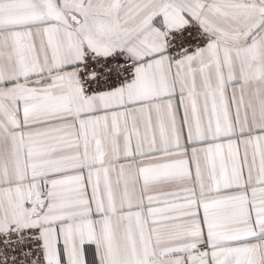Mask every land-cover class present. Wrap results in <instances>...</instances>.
I'll return each mask as SVG.
<instances>
[{"label":"snow or ice","instance_id":"1","mask_svg":"<svg viewBox=\"0 0 264 264\" xmlns=\"http://www.w3.org/2000/svg\"><path fill=\"white\" fill-rule=\"evenodd\" d=\"M0 264H264V0H0Z\"/></svg>","mask_w":264,"mask_h":264}]
</instances>
